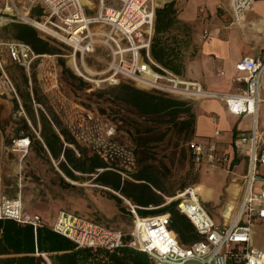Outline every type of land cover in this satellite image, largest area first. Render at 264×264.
Wrapping results in <instances>:
<instances>
[{
	"label": "built area",
	"instance_id": "built-area-1",
	"mask_svg": "<svg viewBox=\"0 0 264 264\" xmlns=\"http://www.w3.org/2000/svg\"><path fill=\"white\" fill-rule=\"evenodd\" d=\"M0 0L1 16L15 17L11 22H39L49 28L50 33L72 49V69L82 79L92 82L83 59L93 53L96 46L109 51L110 63L101 75V83L117 84V79H129L138 87L153 90L167 96L201 99H219L225 103L229 113L235 116H250L252 129L249 137L239 138L238 145L248 143L249 170L243 177V190L239 205L230 223L216 224L200 200L188 195L189 189L178 194L176 210L186 216L201 236L198 242L182 246L169 228V214L140 216L136 207L128 203L133 227L128 233L130 244L145 253L152 264H264V253L251 246L252 228L256 221L264 220V186L254 190L255 182H264V176L256 167L264 168V147L259 151L257 143V116L264 60L245 57L236 64L243 73L238 78L243 88L237 93H217L204 90L199 83L185 81L171 71L159 66L150 58V45L155 21L153 0ZM259 0H229L235 21H243L251 5ZM38 11L37 16L31 13ZM7 14V15H6ZM206 34V32H204ZM10 57L20 64L35 60L38 55L32 48L18 41L7 43ZM78 59V63L76 62ZM94 76V75H93ZM89 122L93 121L87 116ZM79 127L81 125H78ZM73 138L88 143L93 155L107 163L121 179H128L136 167L135 156L129 149L120 148L101 137H94L97 125H89L85 132H78L72 124L68 127ZM107 132L106 136H111ZM89 135V136H88ZM215 136L219 133L215 132ZM23 141V139H21ZM29 145L26 139L25 146ZM194 164L206 161L208 166L217 167L226 162L219 154L214 142L187 143ZM0 219L12 220L20 225H29L33 231L43 227L36 214L26 213L19 198L0 195ZM50 230L68 240L77 248L113 252L121 247L126 234L107 228L82 216L60 211Z\"/></svg>",
	"mask_w": 264,
	"mask_h": 264
},
{
	"label": "rangeland",
	"instance_id": "rangeland-1",
	"mask_svg": "<svg viewBox=\"0 0 264 264\" xmlns=\"http://www.w3.org/2000/svg\"><path fill=\"white\" fill-rule=\"evenodd\" d=\"M93 4L95 9L89 13L91 15L96 13L97 1L93 0ZM153 5L156 9L161 5V0H153ZM1 15L0 12V195L2 197L19 198L23 207L42 203L39 207L40 212L51 224L56 221L60 211H66L78 212L122 234H128L133 227L132 219L126 213L119 212L114 207L113 201L106 200L107 191L94 184L92 177L80 175V179L74 182L73 189L63 190L60 187L59 176L62 175L58 168L52 161L46 162L39 157L36 146L39 130L28 121L30 120L26 113V105H28L36 117L42 113L51 119L56 118L72 138L68 128L70 124L75 126L79 133L86 131V135V127L96 124L97 133L94 137L104 138L117 147L133 152L136 167L129 174V180L139 169L136 156L138 152L155 166L150 168L160 177V182L164 185V194L175 196L189 188L191 193L192 189L200 186L198 184L207 191L211 190L214 198L200 197V202L212 219L225 225L220 211L228 205L226 203L230 199L227 188L234 178L232 167L228 166L227 160L217 167H193L192 163L190 166L186 165L187 143L192 139H183V136L171 131L165 122H156V118L138 121L142 125L141 129L139 128L142 132L141 136L147 142L138 147L136 139L140 137V133L135 130L138 127L123 123V118H126L127 122L128 119L135 120L132 112L116 102L114 98L116 92L110 89L115 87L114 85L100 82L104 77L101 72L107 69L111 60L108 50L96 46L93 53L84 57L83 62L87 72L92 73L89 77L92 82H89L79 77L70 67L71 48L32 26L59 54H41L29 65L20 64L7 52V43L16 40L10 38L6 26L11 23V19L15 20V17ZM61 60L77 77L75 80L63 72L59 64ZM76 62L78 63V59ZM81 82L86 83L87 86L82 87ZM117 83L130 84L141 89L129 79L119 78ZM87 116H91L93 121L89 122ZM263 119L264 111L260 110L259 128H262ZM146 129L152 133H148ZM109 131L112 134L108 137L106 133ZM161 136H164L163 140H157ZM26 139L29 141L28 146H25ZM74 141L80 149L92 154L88 143L75 139ZM12 164H16L17 167H10ZM41 165L46 167H39ZM63 179L71 182L66 178ZM120 206L126 207L123 200ZM222 214L228 219L230 211L223 209ZM228 223L230 221L226 224ZM253 229L258 238L264 239V223H257ZM261 239H258V242ZM46 250L44 246L43 251Z\"/></svg>",
	"mask_w": 264,
	"mask_h": 264
},
{
	"label": "crops",
	"instance_id": "crops-1",
	"mask_svg": "<svg viewBox=\"0 0 264 264\" xmlns=\"http://www.w3.org/2000/svg\"><path fill=\"white\" fill-rule=\"evenodd\" d=\"M170 2H173L172 8L174 10L171 15V23L165 31L156 35L161 46L166 51L165 59L168 65L163 68L171 71L185 81L199 83L206 91L226 94L239 92L244 85L242 82L238 81V78H240L243 73L236 70V64L245 57L264 60V0L254 2L246 12L243 21L234 20L229 0H161V5L157 8H161ZM204 32H206V34H204ZM153 36L154 26L152 37ZM40 37L44 39L42 36ZM140 90L144 91L145 89L141 88ZM260 97L263 102L259 105L258 113L260 110L264 111V75L262 78ZM172 98L185 99L177 97ZM186 100L192 101V111L194 113L192 141L200 143L214 142L217 146L218 153H224L222 155L227 157L228 166L232 167L234 178L227 188L230 200L226 203L228 204L227 207L224 206L225 208L223 207L220 211L221 218L226 225L227 222L231 221V218L239 205L243 190V177L250 168L248 154L249 144L238 145V143L239 138L250 136L252 118L250 116H235L229 113L225 107V103L219 99L201 98ZM26 113L30 119L28 120L29 123L39 130L38 138L36 140L39 157L46 162L52 161L62 175V177L59 176L60 187H62L63 190L73 189L72 186L74 185V182H77L80 179V175H88L92 177L94 184L107 191V196L108 193H111L123 200L126 207H121V210H123L124 213L129 214L128 216L131 218L128 204L125 202L127 199L121 196L118 192L95 182V178L98 174L108 169L95 168L94 173L71 169V166L66 163L63 156L65 148H69L72 151L75 160L79 161L77 162L79 167H84L85 169L90 166L89 159L93 155L89 151L80 149L76 143H66L56 127L51 124L53 131L60 138L61 145L58 142H54L50 136L51 131L47 129L43 130V127L47 124L45 120L51 123V118L44 116L42 113L38 114V117H36L34 111L28 105H26ZM56 121L58 122L57 119ZM23 122L24 121L22 120V123ZM262 122V128H259L257 116L258 130L256 148L258 151L264 147V119ZM215 132H218L219 135L215 136ZM44 134L45 137L50 138L51 145L59 152L57 159H54L51 156L44 142V138L42 137ZM27 138L29 137L27 136ZM136 156L138 158V170L141 169L140 167H155L147 160L148 158H142L143 155H140V153H136ZM186 158V165L190 166L192 163L193 167L208 166L205 160L198 165L194 164L189 151ZM61 163L64 167H68V169L74 174L75 179H71L65 175L60 169V167H62L60 165ZM1 166L7 167L5 165ZM10 167L17 166L16 164H12ZM39 167L46 166L41 165ZM256 172L264 176L263 167H256ZM63 178L68 179L72 183L64 181ZM157 181L160 186H164L160 182L159 176H157ZM198 185L200 186L192 189L191 193H189V190L188 195L194 196L199 200L200 197L203 199L214 198L211 190H209V192L201 187V184ZM263 186L264 182H255L254 190L258 191ZM197 189H202L203 191H196ZM155 192L162 196L165 201L160 206H154L151 204L148 207H139L132 204L129 200H127V202L130 205L135 206L137 211L139 209L153 210L167 205L170 202H176V204L178 202L177 197L179 193L174 196L173 194H164L156 190ZM106 200L113 201L109 197ZM41 205L42 203H36L31 207L22 206V208L30 214L40 216L43 221V227L50 229L52 224L49 223L43 214H41L39 209ZM113 205L118 210L114 201ZM223 209L230 211L228 219L224 218L222 214ZM74 214L88 219L78 212H74ZM213 221L216 224L224 225L214 219ZM257 223H264V220L256 221L253 228ZM253 228L251 234V246L264 253V239L258 238ZM258 239H261V241L258 242ZM42 256L46 259L48 264H51L46 257V254L42 253Z\"/></svg>",
	"mask_w": 264,
	"mask_h": 264
},
{
	"label": "trees",
	"instance_id": "trees-1",
	"mask_svg": "<svg viewBox=\"0 0 264 264\" xmlns=\"http://www.w3.org/2000/svg\"><path fill=\"white\" fill-rule=\"evenodd\" d=\"M172 7L173 2H170L161 8L155 9L154 36L150 45V57L162 67L168 65L165 59L166 51L156 35L165 31L171 23V15L174 12ZM38 14V11H34L31 16H37ZM6 30L10 32L11 39L29 45L37 55L59 54L47 40L42 39L37 31L28 24L12 22L6 26ZM59 64L69 78L74 80L77 78L65 67L64 61L61 60ZM81 83L82 87L87 86L86 83ZM114 86L110 89L116 92L114 96L116 102L125 109L130 110L135 118V120L128 119V122L125 120L126 118H123V123L132 125L135 128L138 127V129H135L138 134L140 133V137L136 139L138 147L147 143L139 130L142 127L138 123L140 119L156 118V122H165L171 128V131L178 136H183V139H192L194 124L192 101L172 98L156 91H142L125 83H118ZM45 121L47 124L43 127V130L51 131L50 136L54 142L61 145L60 138L53 131L51 124L56 127L66 143H75L67 130L62 128L56 119H51V123ZM146 130L148 133H152V131ZM42 137L51 156L57 159L59 152L51 145L50 138L45 137V134ZM163 138L164 136H161L157 140L161 141ZM63 156L66 163L75 171L94 173L95 168H107L102 159L96 155L89 159L90 166L86 169L79 167L77 164L79 161L75 160L74 154L69 148H65ZM142 158L145 159L146 157L142 156ZM60 165L62 166L60 169L65 175L75 179L74 174L68 167H64L62 163ZM140 168L131 175L132 180H122L118 173L104 170L98 174L95 182L118 192L132 204L139 207H148L151 204L154 206L162 205L165 201L155 190L163 193L164 188L157 181L156 171L150 167ZM61 181L63 182L62 179ZM108 197L114 201L118 210L124 213L120 206L122 200L111 193H108ZM137 213L143 217L169 214V228L177 236L182 246H189L201 239L188 218L176 210V202H170L153 210L139 209ZM130 240V235L126 234L123 245L113 252L77 248L70 240L52 232L47 227H40L34 232L29 225H20L12 220L0 219V264H48L42 253H46V257L51 264H152L145 253L130 244ZM44 246L47 249L46 251H43Z\"/></svg>",
	"mask_w": 264,
	"mask_h": 264
},
{
	"label": "bare ground",
	"instance_id": "bare-ground-1",
	"mask_svg": "<svg viewBox=\"0 0 264 264\" xmlns=\"http://www.w3.org/2000/svg\"><path fill=\"white\" fill-rule=\"evenodd\" d=\"M83 3H88V0H83ZM31 23H32V26H33V27L39 29L41 32H47V33H50L49 28L46 27L44 24L39 23V22H34V21L31 22ZM69 65H70V67H71L72 69L75 68V67H74V59H73V58H71V59L69 60ZM86 71H87V70H86ZM88 73H89V74H92L91 71H88ZM125 202H126V204H128L127 200H125Z\"/></svg>",
	"mask_w": 264,
	"mask_h": 264
}]
</instances>
